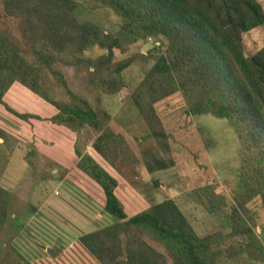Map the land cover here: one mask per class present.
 <instances>
[{
	"label": "trees",
	"instance_id": "trees-1",
	"mask_svg": "<svg viewBox=\"0 0 264 264\" xmlns=\"http://www.w3.org/2000/svg\"><path fill=\"white\" fill-rule=\"evenodd\" d=\"M0 1L6 14L18 20L19 33L29 47L27 54L19 39L0 29V105L11 86L20 83L57 110L53 124L71 130L87 126L102 133L93 148L107 159V152H116L113 143L118 139L106 129L109 115L72 94L55 66L84 72L90 88L110 87L113 94L119 93L132 63L115 59L114 52L122 49L121 38L79 20L72 0ZM86 1L120 18V36L133 42L155 40L165 49L130 95L157 141L165 142V135L155 105L177 93L183 95L188 114L230 123L240 144L242 200L230 208L227 234L200 237L170 199L129 217L115 194L117 180L93 158L78 154L77 169L101 188L104 213L116 220L81 235L80 246L99 264H222L242 256L247 257L243 264H264V244L254 233L245 206L258 199L264 210V46L249 52L244 42L247 34L264 27L261 5L256 0ZM91 49L102 54L86 58ZM50 75L70 95L69 102L52 100ZM145 166L153 173L172 162L153 155ZM207 195L208 212L223 213L225 199L211 191ZM8 217L9 193L0 187V230ZM147 239L163 245L166 254Z\"/></svg>",
	"mask_w": 264,
	"mask_h": 264
},
{
	"label": "rangeland",
	"instance_id": "rangeland-1",
	"mask_svg": "<svg viewBox=\"0 0 264 264\" xmlns=\"http://www.w3.org/2000/svg\"><path fill=\"white\" fill-rule=\"evenodd\" d=\"M72 1L77 3L79 20L121 38L122 49L114 52L117 61L132 60L123 74L125 87L114 94L110 87L98 90L87 86L84 72L55 66L72 94L109 115L106 129L118 137L113 143L116 152L109 151L107 159L103 158L93 148L102 133L87 126L71 130L53 124L57 110L14 83L0 105V187L9 193V217L0 230V264H99L80 246L78 238L116 220L104 213L101 188L77 169L78 154L90 156L117 180L115 194L129 217L170 199L198 236L227 234L230 208L242 200L236 132L227 120L188 114L183 95L177 93L155 105L165 135V142L157 141L130 95L165 49L155 40L133 42L120 36L121 20L110 9L86 0ZM256 1L264 10V0ZM0 29L19 39L28 54L18 20L6 14L1 1ZM244 42L249 52L264 46V27L247 34ZM101 54L91 49L85 57L93 59ZM49 79L52 100L69 102L70 95L55 77L50 75ZM22 115L28 118L21 119ZM153 155L172 162V166L149 173L145 163ZM207 191L225 199L223 213L208 212ZM245 206L254 233L264 244L260 200H249ZM147 241L166 254L163 245ZM246 261L242 256L222 264Z\"/></svg>",
	"mask_w": 264,
	"mask_h": 264
}]
</instances>
